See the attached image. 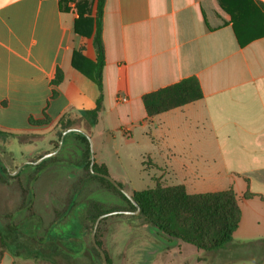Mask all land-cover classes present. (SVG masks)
Listing matches in <instances>:
<instances>
[{
    "label": "crops",
    "instance_id": "obj_1",
    "mask_svg": "<svg viewBox=\"0 0 264 264\" xmlns=\"http://www.w3.org/2000/svg\"><path fill=\"white\" fill-rule=\"evenodd\" d=\"M61 1L0 0V130L13 134L0 142H40L26 160L51 152L61 117L94 108L99 96L72 64L74 51L95 61L93 36L75 32L78 14L63 11ZM103 39L104 109L91 134L96 161L109 170L111 154L122 165L121 144L143 147L155 187L233 189L241 220L262 215L264 0H105ZM187 77L198 79L203 96L149 117L144 94ZM0 264L49 263L5 250Z\"/></svg>",
    "mask_w": 264,
    "mask_h": 264
},
{
    "label": "trees",
    "instance_id": "obj_2",
    "mask_svg": "<svg viewBox=\"0 0 264 264\" xmlns=\"http://www.w3.org/2000/svg\"><path fill=\"white\" fill-rule=\"evenodd\" d=\"M70 1L72 0H62L61 8L63 11L78 14L75 20V32L83 36H93L96 50L95 61L88 60L80 51H74L72 64L96 83L99 89V96L94 108L80 113L71 110L61 117L57 124V128H59L58 138L54 142L52 151L59 147L60 138L68 128L79 127L91 135L94 126L98 122V117L104 109L103 70L105 67V45L103 39V15L105 0H96V11L94 14V0H80L73 7L68 6ZM239 42L241 45L246 43L240 37ZM79 58L85 60L83 65L80 63ZM85 64L87 68H85ZM61 80L62 72L59 70L56 78L53 79V84L58 85ZM202 96L203 92L198 79L187 77L171 85L144 94L143 102L148 116L153 117L169 109L197 100ZM43 122L44 120H31L32 124H41ZM8 135L13 134L0 130V137L4 138ZM72 148H75V150ZM48 162L65 164L77 170H85V174L73 182L71 196L66 206L63 210L57 212V218L51 225L56 228L54 234L51 231L47 232L48 234L50 233L51 237L48 247L45 249L47 252L64 250L62 246H66V240L70 241L71 238L74 246L80 248L83 240L82 235L92 232L96 219L101 214L113 210L136 209V205L110 180L92 172L89 139L86 135L77 131L67 133L64 136L63 145L56 155L46 158L38 165H26L15 176L8 172V168L5 167L0 159V183L10 181L5 178V174L13 181L20 178L26 169L32 168L33 172L27 175L26 184L18 181L20 182L19 185L24 200L22 209L32 208L36 195L35 181L41 177L42 170ZM92 168L96 172L109 174L106 164L98 163L96 160ZM69 174L71 177L75 175L74 171L69 172ZM117 181L123 187L124 185H129L126 181ZM90 184L99 185V190L107 196L78 200L82 190ZM127 188L141 207L140 215L148 224L151 234L166 246L174 247L179 241H182L192 245L197 250L211 251L233 242L234 234L241 222V208L237 194L233 189L189 193L184 185L162 186L159 184L155 188L143 190H133L130 186ZM110 195L116 196L115 200ZM249 196L251 194H246V197ZM115 201L119 203L118 206H116ZM36 227H38V221L33 224V232ZM57 228L60 229L59 232ZM22 231L18 223L8 222L3 224L0 219V256L5 250H10L17 256L42 258L52 264V261L47 257L43 258L38 251H34L32 248L35 234L33 233L31 236L33 238H29ZM96 237L98 244L104 249V243L100 238V228H98ZM55 240L57 244L53 245L52 242ZM91 246L96 257L101 260L100 254L93 243ZM22 248H26L29 251L28 254L22 253ZM105 252L109 264H112L108 252L106 250Z\"/></svg>",
    "mask_w": 264,
    "mask_h": 264
},
{
    "label": "rangeland",
    "instance_id": "obj_3",
    "mask_svg": "<svg viewBox=\"0 0 264 264\" xmlns=\"http://www.w3.org/2000/svg\"><path fill=\"white\" fill-rule=\"evenodd\" d=\"M3 139L6 141L5 138ZM39 145L40 142L20 143L18 138L11 139L7 143L0 142V152L7 162L8 172L15 176L16 174L12 173L15 171L12 165L15 163L18 168L24 166L27 161L23 159L24 156L30 154L34 148H39ZM72 149L75 150V148ZM121 149L123 150V167L116 159V162L113 161L111 154L109 175L115 180H126L129 185H124L125 188L128 186L134 189L155 187L154 171L144 170L142 165L140 152L143 151V147L121 144ZM8 158H13L14 162ZM45 166L41 177L35 181L36 200L34 199L30 209L21 208L24 200L18 181L26 184L27 175L33 172L32 168L26 169L20 178L13 181L7 174L4 175L10 181L0 183L2 223H18L21 231L23 230L22 232L29 238H33L31 236L34 233L35 240L32 248L43 258L47 257L52 264H102V260L96 257L91 246V232L82 235L80 248L74 246L71 238L70 241L66 240V246L63 245L64 250L60 252L45 250L51 239L50 233L47 232L51 231L54 234L56 230L51 225L57 218V212L66 206L71 196L73 182L85 174V170L73 169L65 164L48 162ZM71 171H74V177L70 176ZM99 188L97 184L86 186L78 200L107 196ZM110 196L115 200L116 196ZM11 200L14 201L9 205ZM118 205L119 203H116V206ZM257 215L245 214L233 242L211 251L197 250L182 241L174 247L166 246L151 234L148 224L140 214H113L105 217V220L99 224L100 238L112 264H264V212L262 211V215ZM37 221L38 227L33 232V224ZM57 230L59 232L60 229L57 228ZM52 244L56 245V240ZM21 252L28 254L29 251L22 248ZM41 260L51 264L42 258Z\"/></svg>",
    "mask_w": 264,
    "mask_h": 264
},
{
    "label": "water",
    "instance_id": "obj_4",
    "mask_svg": "<svg viewBox=\"0 0 264 264\" xmlns=\"http://www.w3.org/2000/svg\"><path fill=\"white\" fill-rule=\"evenodd\" d=\"M73 131H77V132H81L83 133L84 135H86L89 139V142H90V149H91V170L94 174H97V175H100V176H103L105 178H107L108 180H110L120 191H122L131 201L133 204L136 205V209L135 210H113V211H110V212H106L104 214H101L97 219H96V222L94 224V228L91 232V240H92V243L94 245V247L98 250L99 254H100V257H101V260H102V264H109L108 262V258H107V254L105 252V250L98 244L97 242V231H98V228H99V224L101 223V221L107 217V216H110V215H113V214H132V215H135V214H140L141 212V207L137 204L136 200L134 199L133 195L129 192V190L123 186H121L117 180H115L114 178H112L109 174H104V173H100V172H96L94 171V169L92 168L93 167V164L95 162V153H94V148H93V139L91 137V135H89L85 130L81 129V128H78V127H71V128H68L67 130H65L60 138V141H59V147L56 149V150H53L51 152H48L46 153L45 155H43L41 158L37 159V160H27L24 165H28V164H34V165H37V164H40L43 160H45L46 158H49L53 155H56L59 150L61 149L62 145H63V140H64V136L67 134V133H70V132H73ZM0 159L1 161L3 162V164L5 165V167H7V162L5 160V158L3 157V154L0 152ZM21 167L17 168L14 172H12L13 174H17L19 171H20Z\"/></svg>",
    "mask_w": 264,
    "mask_h": 264
},
{
    "label": "built area",
    "instance_id": "obj_5",
    "mask_svg": "<svg viewBox=\"0 0 264 264\" xmlns=\"http://www.w3.org/2000/svg\"><path fill=\"white\" fill-rule=\"evenodd\" d=\"M120 100H121V101H125V100H126V98H124V97H121V98H120Z\"/></svg>",
    "mask_w": 264,
    "mask_h": 264
}]
</instances>
